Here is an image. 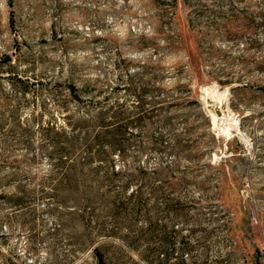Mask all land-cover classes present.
<instances>
[{"label":"rangeland","instance_id":"374dc122","mask_svg":"<svg viewBox=\"0 0 264 264\" xmlns=\"http://www.w3.org/2000/svg\"><path fill=\"white\" fill-rule=\"evenodd\" d=\"M17 76L91 82L123 119L144 114L150 146L159 87L191 145L140 156L175 161L167 193L134 210L37 200L63 190L29 130L55 112ZM102 216L111 264H264V0H0V264H95Z\"/></svg>","mask_w":264,"mask_h":264},{"label":"trees","instance_id":"16d2710c","mask_svg":"<svg viewBox=\"0 0 264 264\" xmlns=\"http://www.w3.org/2000/svg\"><path fill=\"white\" fill-rule=\"evenodd\" d=\"M15 81L22 92L45 94L55 112L46 124L35 127L31 122L29 130L39 132L46 143L50 174L61 178L63 190L59 196L45 192L37 200L50 203L58 199V204H124L134 210L137 204H151L157 192L167 193L175 163L162 157L155 165H145L140 156L145 151L157 150L165 157L174 154L178 160L191 151L189 140L183 137L189 129H177L170 114L169 107L179 104L169 102V96L159 87L153 95L151 114L157 118V125L152 131L155 142L150 146L137 140V121L144 119V114L139 112L137 118L130 114L123 119L125 110L121 104L110 105L106 98L95 100L100 94L94 93L91 82L79 88L72 80L61 83L52 78L32 80L17 76ZM108 218L102 216L87 223L88 236L96 243L92 249L95 264H111L108 246L117 225L115 221L109 225Z\"/></svg>","mask_w":264,"mask_h":264}]
</instances>
